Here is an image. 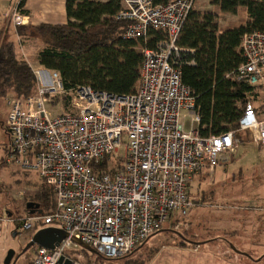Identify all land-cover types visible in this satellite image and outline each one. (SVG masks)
Segmentation results:
<instances>
[{"label": "built area", "instance_id": "obj_1", "mask_svg": "<svg viewBox=\"0 0 264 264\" xmlns=\"http://www.w3.org/2000/svg\"><path fill=\"white\" fill-rule=\"evenodd\" d=\"M195 2L121 0L118 20L127 22L125 39L147 41L152 30L168 34L157 49L144 51L137 93L119 96L90 87L68 92L58 72L39 69L33 70L35 95L7 100V162L37 171L56 204L48 215L0 213V238L12 225L36 233L52 227L67 235L53 250L36 246L32 264H78L75 241L107 260L130 255L173 213L187 216L194 207L189 195L194 178L213 172L237 151L235 132L200 136L195 99L182 82L185 50L177 41ZM16 6L11 20L28 26ZM241 49L245 61L234 78L264 89V33L245 34ZM56 101H63L64 112L52 118L46 107ZM183 112L191 119L189 130ZM263 118L247 103L240 131L264 144Z\"/></svg>", "mask_w": 264, "mask_h": 264}, {"label": "trees", "instance_id": "obj_2", "mask_svg": "<svg viewBox=\"0 0 264 264\" xmlns=\"http://www.w3.org/2000/svg\"><path fill=\"white\" fill-rule=\"evenodd\" d=\"M152 1L154 5H166L174 0ZM210 5L219 13L231 15H237L244 8L246 22L221 32L219 13L193 9L177 41L185 50L179 69L183 84L195 99L200 136L235 132L240 144L244 141L238 137L243 133L239 122L245 107L249 102L255 106L264 89L237 81L233 73L245 61L241 49L244 35L264 33V0H210ZM24 6L25 0H21L19 12L27 16ZM121 7V0H66L67 24L18 26L16 31L20 38L40 42L39 65L47 71L58 72L66 91L90 87L97 92L132 95L140 87L144 51L157 49L160 43L168 41V34L152 30L147 41L125 39L127 22L118 20ZM36 90L31 66L18 53L16 44L9 41L8 35L3 37L0 42V98H27L35 95ZM255 108L258 114L264 113V104ZM189 195L192 198L191 192ZM37 197L41 201L34 203H39L42 211V201L55 198L48 185ZM148 241L134 252L141 250ZM128 256L105 260L117 261Z\"/></svg>", "mask_w": 264, "mask_h": 264}, {"label": "rangeland", "instance_id": "obj_3", "mask_svg": "<svg viewBox=\"0 0 264 264\" xmlns=\"http://www.w3.org/2000/svg\"><path fill=\"white\" fill-rule=\"evenodd\" d=\"M0 2V17L9 16L13 7H17V4L7 0ZM194 10L219 13L210 5V0H196ZM245 22L244 8L237 15L219 13L221 32L243 26ZM2 40L0 33V42ZM19 42L20 44L16 43L21 56L28 60L34 70H39L40 42L23 38ZM8 98H0V213L20 218L27 214V203L41 201L37 196L46 189V185L37 171L24 170L15 163L7 162L10 144L7 130ZM263 104L264 92L255 106ZM46 108L52 118L64 112L63 101L48 104ZM182 119L185 128L189 130L191 119L186 112L182 113ZM238 137H242L244 142L238 143L239 148L234 154L227 156V161H220L213 172L204 171L190 184L194 207L188 216L173 213L164 231L152 237L141 250L128 258L108 262L95 253L78 247L73 251L76 262L264 264V144L254 140L248 132L240 133ZM55 202L53 197L48 198L47 202L42 201L44 215L54 212ZM5 233L0 238V262L6 264L8 253L13 250L15 256L11 264H32L35 248H30L25 253L23 251L36 232H25L12 225Z\"/></svg>", "mask_w": 264, "mask_h": 264}, {"label": "crops", "instance_id": "obj_4", "mask_svg": "<svg viewBox=\"0 0 264 264\" xmlns=\"http://www.w3.org/2000/svg\"><path fill=\"white\" fill-rule=\"evenodd\" d=\"M7 1H9L10 3L12 2L14 5H16L19 3L20 0H7ZM1 8L2 6L0 2V10ZM24 10L27 11L28 13L27 16H24L27 19V22L29 24L28 26H38L41 24L64 25L67 24L68 22L67 13H66V0H25ZM3 17H0V33L2 34V37L8 35L9 41H12L16 44L18 53H20L17 46V43L20 44L19 42L20 37L17 35V31H16L17 26H15L13 21L11 20V14H9V16H3ZM5 32H7L6 35ZM26 61L28 62V60ZM28 64L30 65L29 62ZM32 70H34V68H32ZM40 70L45 71V69L42 67H40ZM1 251H3L2 248ZM0 264L2 263L0 262ZM14 264H19V263L15 262Z\"/></svg>", "mask_w": 264, "mask_h": 264}, {"label": "water", "instance_id": "obj_5", "mask_svg": "<svg viewBox=\"0 0 264 264\" xmlns=\"http://www.w3.org/2000/svg\"><path fill=\"white\" fill-rule=\"evenodd\" d=\"M27 213L30 215L35 214H42L43 211L40 209V205L34 202L27 203L26 205ZM16 236V234H14ZM67 238V235L56 228H46L38 231L34 237L32 238L31 242L27 245L26 249L23 251L25 253L30 248L35 246L43 247L49 250L55 249L62 241ZM82 249L95 253L89 246L80 243L79 241H75ZM15 251H9L6 261V264H10L14 259ZM66 264H71L67 262Z\"/></svg>", "mask_w": 264, "mask_h": 264}, {"label": "flooded vegetation", "instance_id": "obj_6", "mask_svg": "<svg viewBox=\"0 0 264 264\" xmlns=\"http://www.w3.org/2000/svg\"><path fill=\"white\" fill-rule=\"evenodd\" d=\"M35 247H36V246H35ZM35 247H34V248H35Z\"/></svg>", "mask_w": 264, "mask_h": 264}]
</instances>
